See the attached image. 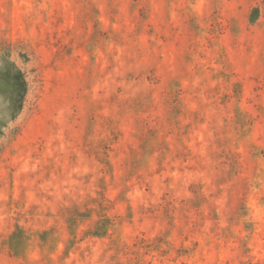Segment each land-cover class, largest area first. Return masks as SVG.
Returning <instances> with one entry per match:
<instances>
[{"label":"rangeland","instance_id":"obj_1","mask_svg":"<svg viewBox=\"0 0 264 264\" xmlns=\"http://www.w3.org/2000/svg\"><path fill=\"white\" fill-rule=\"evenodd\" d=\"M0 264H264V0H0Z\"/></svg>","mask_w":264,"mask_h":264},{"label":"trees","instance_id":"obj_2","mask_svg":"<svg viewBox=\"0 0 264 264\" xmlns=\"http://www.w3.org/2000/svg\"><path fill=\"white\" fill-rule=\"evenodd\" d=\"M12 84L15 87V89L19 92L20 96H22L23 94H25V92H27L28 83L24 78L23 73L21 72L16 73L13 76Z\"/></svg>","mask_w":264,"mask_h":264}]
</instances>
